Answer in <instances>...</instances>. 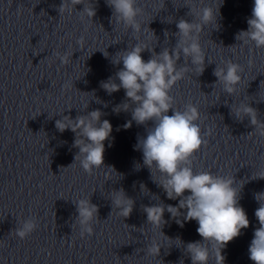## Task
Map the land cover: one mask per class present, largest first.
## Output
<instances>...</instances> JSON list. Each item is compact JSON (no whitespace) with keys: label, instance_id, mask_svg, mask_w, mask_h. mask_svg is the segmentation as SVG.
<instances>
[{"label":"clouds","instance_id":"1","mask_svg":"<svg viewBox=\"0 0 264 264\" xmlns=\"http://www.w3.org/2000/svg\"><path fill=\"white\" fill-rule=\"evenodd\" d=\"M106 3L112 9L117 23H122L133 32L141 31L137 17L142 10L137 6V0H106ZM81 4L84 5L83 10L80 11L82 15L92 20L96 15V9L94 5L89 6L90 0L89 4H86L85 0H62L58 11L60 14L65 10L71 12L76 5ZM188 7L190 13H193V9ZM193 15L196 18L191 21L181 18L176 23L178 39L174 48H165L156 53L153 49L136 43L130 49L122 51L113 63L122 62L123 67L116 72L115 79L109 77L106 81H102L101 87L109 95L121 89L125 91V102L114 108V111L119 113L129 111L131 106L132 119L123 125L124 129L131 128L132 121L137 125L145 126L149 121L152 122L151 127H146V137L138 138L134 149L142 151L143 165L149 169L151 175L153 169L160 174L162 182H155L162 187L167 198L179 199L177 206L163 203L144 206L147 222L161 226L166 223L165 211L174 217L177 213L182 214L181 210H185L184 220L197 222L196 231L203 241L189 242L186 245L191 264H209V245L215 252V264H225L222 250L239 237L242 229L248 228L250 224L245 209L239 204L241 188L238 190L235 186L237 182L234 177L193 170L191 158L202 144L206 143L197 123L200 117L198 107L189 102L183 111L177 110L173 107V97L170 94L175 84L190 70L187 64L182 67L177 66L181 57L190 61L191 68H194L198 75L204 72L206 55L201 47L199 34L208 24L217 23L218 13L211 7L205 6ZM247 24L248 29L241 30L236 39L243 38L254 43L258 49L264 48V0H254ZM77 43L82 46L83 38L81 37ZM145 50L153 52L147 61L142 57ZM103 54L105 57L108 56L107 51ZM54 55L61 65L69 62L67 52L54 53ZM72 55L73 53L71 57ZM243 71L241 65L229 60L224 67L217 66L213 75L217 78L216 83L223 85L225 92L233 94L242 81ZM169 111L171 115L168 114ZM235 114L248 115L251 124L255 127L258 125L260 135L264 136V123L257 121L254 108L242 106L236 109ZM102 115L103 113L97 109L88 112L87 115H78L75 119L63 116L62 119L55 121V127L60 132L70 129L75 134L73 146L79 149L75 161L79 160L82 169L89 174L101 166L105 168V141L109 140L113 128L109 120H101ZM139 167L140 165L137 164V170ZM107 168L115 170L110 166ZM255 199L259 202V207L255 210L259 227L254 231L248 252L249 259L254 264H264V192L256 193ZM111 200L113 206L118 209L119 215L124 218L131 215L134 201L126 196L123 189L114 190ZM77 212L81 235H93L92 222L98 214L97 206L90 199H80L77 202ZM37 227L33 219H28L15 232L20 239H25ZM148 251L150 254L160 253L155 243Z\"/></svg>","mask_w":264,"mask_h":264}]
</instances>
